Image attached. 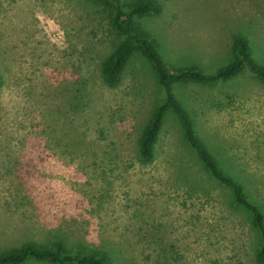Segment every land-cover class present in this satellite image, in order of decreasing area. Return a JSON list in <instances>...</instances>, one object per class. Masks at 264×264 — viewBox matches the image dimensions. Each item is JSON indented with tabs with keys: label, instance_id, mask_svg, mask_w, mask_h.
Listing matches in <instances>:
<instances>
[{
	"label": "rangeland",
	"instance_id": "1",
	"mask_svg": "<svg viewBox=\"0 0 264 264\" xmlns=\"http://www.w3.org/2000/svg\"><path fill=\"white\" fill-rule=\"evenodd\" d=\"M137 1L120 0L124 11ZM153 1L133 20L170 72L215 74L234 60L236 36L264 66V0ZM119 35L92 0H0V255L60 241L106 251L112 264H258L246 213L190 156L174 114L154 160L138 162L166 97L138 52L117 86L103 83ZM173 94L264 218V84L244 68Z\"/></svg>",
	"mask_w": 264,
	"mask_h": 264
},
{
	"label": "trees",
	"instance_id": "2",
	"mask_svg": "<svg viewBox=\"0 0 264 264\" xmlns=\"http://www.w3.org/2000/svg\"><path fill=\"white\" fill-rule=\"evenodd\" d=\"M96 5L108 11L113 29L123 39L101 63L103 83L108 87L117 86L124 72L132 63V57L140 54L151 64L159 85L165 92L166 100L154 111L150 121L142 130L137 146V160L141 164L151 163L156 154V143L163 129L165 117L172 113L178 119V126L184 144L190 151V156L199 162L206 175L224 187L229 198L237 208L246 213L252 230L258 241L255 262L264 264V218L259 210L249 203L242 187L231 177L219 170L216 161L207 150V145L199 139L189 113L179 104L173 94V86L177 83L217 84L238 76L244 68L264 84V66L252 60L250 46L245 37L236 36L233 41L234 60L227 66L219 68L215 74H203L194 69L170 72L164 65L154 41L146 33L141 32L133 20L142 18L155 11L153 0H138L124 11L120 0H92ZM138 52V53H136ZM206 145V146H205ZM48 262L50 264H112L106 251L91 249L84 251L79 245L73 251L67 249L62 242L39 246L27 242L18 249H10L0 255V264H25L28 261Z\"/></svg>",
	"mask_w": 264,
	"mask_h": 264
}]
</instances>
